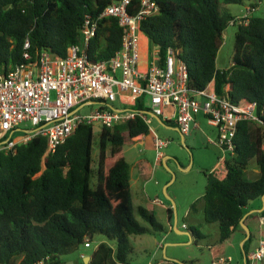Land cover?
<instances>
[{
	"label": "trees",
	"instance_id": "1",
	"mask_svg": "<svg viewBox=\"0 0 264 264\" xmlns=\"http://www.w3.org/2000/svg\"><path fill=\"white\" fill-rule=\"evenodd\" d=\"M120 1L0 0V68L7 73L23 64L25 52L31 54V62L44 50L69 56L71 47L81 41L85 19L97 18ZM245 1L250 0H156L159 12L141 25L162 60L170 47L180 50L192 92L214 81L219 95L230 84L233 102L257 104L259 121L243 120L238 125L227 177L219 180L205 173L204 218L218 225L220 235L217 246L209 248L212 263L222 260V244L241 228L249 204L264 197V16L255 15L261 0L251 5L255 11L248 22L236 25L232 65L217 67L224 33L236 19L225 5ZM133 5L129 10L137 12L139 0ZM122 37L116 18L100 20L86 50L89 59H111L121 49ZM133 109L148 111L142 100ZM150 134L143 118L136 116L114 128H102L97 143L93 125L80 124L45 161L48 140L44 136L18 145L16 153L0 152V264H67L63 256L96 241L89 264H131L132 235L165 231L155 213L143 206L137 207V213L149 227L136 218L131 165L123 153L128 138ZM251 169L260 171L257 178L248 177ZM193 209L197 210L196 203ZM167 215L171 223V208ZM187 230L196 244L207 238L199 227Z\"/></svg>",
	"mask_w": 264,
	"mask_h": 264
},
{
	"label": "built area",
	"instance_id": "2",
	"mask_svg": "<svg viewBox=\"0 0 264 264\" xmlns=\"http://www.w3.org/2000/svg\"><path fill=\"white\" fill-rule=\"evenodd\" d=\"M133 1L112 3L97 18L87 17L81 41L71 47L69 56L44 50L31 62V54L25 52L23 64L7 73L0 68V152L16 153L18 145L44 136L48 140L45 161L75 134L80 124H91L94 130L98 126L101 131L140 116L150 127L151 115L133 109L142 100L149 112L164 122H175L184 136L199 128L198 116H203L217 131L215 138L208 136V143L221 152L210 174L219 180L227 177V156L235 154L238 125L243 120L259 121L257 104L246 100L233 102L229 96L230 84L224 88V94L219 95L214 81L204 90L192 92L188 88V66L180 58V50L172 47L164 60L159 48L153 47L146 68H141L144 34L141 25L156 15L159 7L156 0H139L137 12H131ZM254 11L247 8L230 26L246 24ZM107 17L116 18L123 28L121 49L109 60L91 61L86 50L100 20ZM25 48H30L29 41ZM147 97L151 107L146 105ZM86 108L90 111L84 112ZM24 123H30L31 128L22 130ZM169 144V140L155 137L159 162L164 158L163 149ZM155 203L163 205L159 199ZM91 247L92 244L87 243L85 248ZM263 261L264 236L258 247L248 253L247 264Z\"/></svg>",
	"mask_w": 264,
	"mask_h": 264
},
{
	"label": "rangeland",
	"instance_id": "3",
	"mask_svg": "<svg viewBox=\"0 0 264 264\" xmlns=\"http://www.w3.org/2000/svg\"><path fill=\"white\" fill-rule=\"evenodd\" d=\"M255 2L257 0L245 1L240 5H225V7L234 17H239L245 14L247 8L251 7ZM257 7L258 10L255 15L264 16V0L258 2ZM236 32V26H229L224 33V44L217 58V67L219 69H226L233 63ZM146 105L151 107V100L148 97L146 98ZM94 108H97V106ZM83 111L89 112L90 109L86 108ZM150 119L152 126L159 124L152 116H150ZM199 123L201 124V128L199 127L192 131L191 135L185 136L184 141L182 140V135L173 126L167 128L159 124L162 129L158 137L162 140L170 141L168 147L164 148L163 151L171 159L166 164L164 161L158 164L154 172V179L146 184L145 187L148 191L146 203L153 204L156 198H159L167 207L171 208L173 211L172 228L167 223V212L163 211V209H158L155 215H157L158 221L164 225L165 231L152 232L142 237L132 235L131 245L133 252L130 254L131 264H153L159 260H176L183 264H212L209 245L215 247L218 244V225L206 223L202 208L199 211H194L193 205L196 203L197 208H199V205H202V196L207 184L205 173H209L215 164H217L221 153L217 147L209 145L207 141L208 136L215 138V129L209 126L203 118H199ZM30 128V123L21 125L22 130ZM94 133L97 143L100 133L98 126L95 128ZM131 144L124 145L125 154L128 159L133 160L139 155L148 159L151 164L155 163L157 157L155 151L149 150L144 145L140 146L138 142L135 148ZM140 149H142V153H140ZM97 156L98 146L95 145V159H97ZM227 157L228 159L230 158V156ZM94 170L95 174H97V164H94ZM249 175L252 177V172ZM144 183L145 180L142 181V187ZM139 203L137 200L134 210L135 216L142 225L149 227L137 213ZM184 223L199 227L207 238L196 244L190 235L191 233L185 228ZM258 224L259 220L257 219L256 226ZM239 230H241V233L237 237V240L225 246V256L232 255L235 259V264H244V253L256 246L259 239V229L255 228L251 230L252 238L248 242L246 250L241 244V241L246 238V236L244 238L242 235L244 230L243 228H239ZM157 243L163 244V247H159ZM98 244L99 241L93 242L91 248H81L79 251L63 256V260H74L77 262L80 253L91 254Z\"/></svg>",
	"mask_w": 264,
	"mask_h": 264
},
{
	"label": "crops",
	"instance_id": "4",
	"mask_svg": "<svg viewBox=\"0 0 264 264\" xmlns=\"http://www.w3.org/2000/svg\"><path fill=\"white\" fill-rule=\"evenodd\" d=\"M152 48L153 47L150 44L149 38L145 34H143L142 40H141V50H142V57H141V62H140V67L141 68H144V69L146 68L149 51H151ZM115 105L116 106H119V103H116ZM199 118H203L206 121V119L203 116H198V121H199ZM158 123L161 124L159 121H158ZM169 123L170 124H168L167 122H164V124H161V125L166 126L167 128H170V126H173L182 135V140L184 141L185 136L181 133L178 125L175 122H169ZM159 124H156L154 126H152L150 124V127H149L150 130H151V134L150 135H147V136L142 135V136H139V137L134 138V139L128 138V140L126 141L125 144H128V143L131 144L132 143L131 145L133 146V148H135L137 146L136 143L138 142V144L140 146L144 145L149 150L152 149L153 151L156 152V149H155V146H154V139H155V137H158V134H159V132L162 129ZM199 125H200L199 127L201 128V124L200 123H199ZM215 135H217L216 129H215ZM141 140H143V141L142 142H139ZM128 141H131V142H128ZM207 141H208V138H207ZM123 153H124L127 161L131 165L130 176H131V188H132V195H133L134 205L136 204V201L138 200L140 203H139V205L137 207L143 206V207L147 208L149 211L154 212L155 214H157V212H158L157 210L158 209H163V211H165V212L168 213L169 207H167L164 203H163V205L162 204H156V203H153L154 205L153 204H147L146 203L147 198H148L147 197L148 196V191L146 190V187L145 186H146V184L149 181H151V180L154 179V176H155V173L154 172H155V169L158 167V164L162 163L163 161L165 163H167V161H169V159H171V157L170 156H166V154L163 151L164 158L159 162L158 159H157V157H156L155 163L151 164L148 159H145L143 156L140 157L139 155L137 156V158H135L133 160L128 159V157L125 154V148L124 147H123ZM140 153H142V149H140ZM216 165L217 164H215V166ZM215 166L213 168H215ZM213 168H212V170H213ZM251 172H252V177L249 175V173H251ZM259 173H260V171L258 169H251V170H249L247 172V175H248V177L250 179H255V178H257V176L259 175ZM143 180H145V183L143 184V187H142L141 184H142V181ZM206 180H207V178H206ZM204 193H203V196H204ZM203 196H202V200H203ZM156 199H159V198H156ZM198 207L199 208H197L196 211H199L202 208V210L204 212V200L202 202V205H199ZM262 208H264V200H263V197L260 198V199H258V200H255V201L251 202L250 205L246 208V215L247 216H246V218L244 219L243 222L248 227V229L250 228L249 229L250 236H251V230L252 229H255V228H258L259 229V239H258V242H257V244H256L255 247H253L252 249H250L248 251V253L258 247V244H259L260 239L264 236V218L262 217V213L255 212V210H259V209H262ZM257 219L259 220L258 226H256ZM167 223H168L169 227L172 228V224L169 222L168 218H167ZM184 226H185L186 229H188V227L190 225L188 223H184ZM241 228H243V230H244V233H242L243 237L245 238V236H246L245 240H242L241 241V244L244 246L246 240H248L250 238V236H249V238H247V231L245 230L244 227H242V225H241ZM240 233H241V230H239V228L236 229V231L234 232V234L232 235V237L229 240H227L226 242H224L222 244V250H221L222 260L219 261V264H235L234 263L235 262V259H234V257L232 255H229L228 257L225 256V246L228 243H232L233 241H236L237 240V237L240 235ZM142 236H144V235H139V237H142ZM219 238H220V235L218 233V241H217V243H219ZM157 245L159 247L161 246V248L163 247V244H161V243H157ZM210 247H211V245H209V248ZM246 255H248V254H246ZM88 256H90V255L89 254H86L85 252H82V253H80L77 262L74 261V260H72V261L67 260L66 263L68 264L69 262H74V264H79L80 260L82 261V263H84L86 261L85 258L88 257ZM166 262L167 261H165V260H159L158 262L153 263V264L166 263ZM261 264H264V261Z\"/></svg>",
	"mask_w": 264,
	"mask_h": 264
},
{
	"label": "water",
	"instance_id": "5",
	"mask_svg": "<svg viewBox=\"0 0 264 264\" xmlns=\"http://www.w3.org/2000/svg\"><path fill=\"white\" fill-rule=\"evenodd\" d=\"M146 113H148V114H150L151 116H153L155 119H157L161 124H164V122L162 121V119L159 117V116H157V115H155L154 113H152V112H149V111H147ZM165 163V162H164ZM166 164V163H165ZM167 197L170 199V197L167 195ZM171 200V199H170ZM263 200H264V197H263ZM264 211V208H262V209H259V210H255V212H257V213H262ZM246 216L247 215H245L244 216V218H243V220H242V222H241V225H242V227H244L245 228V230L247 231V238H249V236H250V231H249V229H248V227L244 224V219L246 218ZM190 234V233H189ZM191 235V234H190ZM244 256H245V259H244V264H247V255L244 253ZM86 259V261L84 262V263H82V261L80 260V262H79V264H89L90 263V261H91V256H88V257H86L85 258ZM170 261V260H169ZM173 262H175V263H177V264H183V263H181V262H179V261H173ZM68 264H74V262H69Z\"/></svg>",
	"mask_w": 264,
	"mask_h": 264
}]
</instances>
